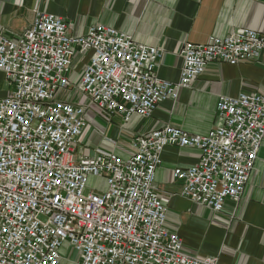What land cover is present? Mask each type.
<instances>
[{
  "label": "built area",
  "instance_id": "2783aa9c",
  "mask_svg": "<svg viewBox=\"0 0 264 264\" xmlns=\"http://www.w3.org/2000/svg\"><path fill=\"white\" fill-rule=\"evenodd\" d=\"M263 51L264 34L247 29L186 42L171 83L157 77L162 50L104 25L74 36L65 20L37 12L20 36L1 35L0 72L11 91L0 98V264H59L65 244L78 264H219L187 255L166 229L155 171L165 147L197 149L196 165L172 172L180 194L213 213L238 201L264 138V96H220L204 136L165 126L133 136L128 155L79 156L87 107L68 92L77 76L98 114L146 119L208 65L255 62ZM90 176L103 181L101 192L88 190Z\"/></svg>",
  "mask_w": 264,
  "mask_h": 264
},
{
  "label": "crops",
  "instance_id": "0c3cea01",
  "mask_svg": "<svg viewBox=\"0 0 264 264\" xmlns=\"http://www.w3.org/2000/svg\"><path fill=\"white\" fill-rule=\"evenodd\" d=\"M37 12L59 17L80 36L94 25H104L130 35L137 43L162 50L157 77L178 82L186 42L205 43L210 37H227L240 30L264 34V0H0V36L16 38L33 23ZM11 86L0 72V98ZM264 96V51L258 61L237 65L210 64L175 101L157 106L151 117L137 115L123 122L118 114H98L85 98V128L77 146L79 156L96 149L120 156L131 152L133 136L146 135L165 126L190 135L204 136L216 123L220 96ZM199 151L167 146L160 154L155 186L167 209L165 227L183 242L184 252L195 258L213 257L219 264H264V138L243 194L238 201L226 199L220 212L192 203L180 194L174 181L176 168L196 165ZM59 264H78L65 244Z\"/></svg>",
  "mask_w": 264,
  "mask_h": 264
},
{
  "label": "rangeland",
  "instance_id": "374dc122",
  "mask_svg": "<svg viewBox=\"0 0 264 264\" xmlns=\"http://www.w3.org/2000/svg\"><path fill=\"white\" fill-rule=\"evenodd\" d=\"M74 71L78 74L79 73L78 72L79 71V68L78 67H75L74 68ZM71 88H72V91L68 92V94H70V100L72 102H77L79 100V98H85L84 95L78 89L77 76L74 77L73 83L71 84ZM60 94L61 93H58L56 97H58ZM87 104H88V102H87ZM77 143H79V142H77ZM79 146L81 148H84L83 147L84 145H79ZM79 146L76 147L77 153H80V151L82 150L81 148H79ZM87 188H88V190H93V191H96V192H101L105 188V186H104V183H103V181L101 179L90 176L88 178Z\"/></svg>",
  "mask_w": 264,
  "mask_h": 264
}]
</instances>
